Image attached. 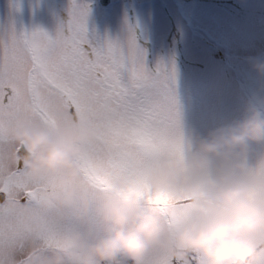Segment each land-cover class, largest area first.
Returning a JSON list of instances; mask_svg holds the SVG:
<instances>
[{
	"label": "snow or ice",
	"instance_id": "1",
	"mask_svg": "<svg viewBox=\"0 0 264 264\" xmlns=\"http://www.w3.org/2000/svg\"><path fill=\"white\" fill-rule=\"evenodd\" d=\"M89 12L83 0H70L55 35L0 25V264H16L29 239L51 244L73 226L55 222L42 207L55 181L33 180L11 164L5 129L13 123L54 129L75 117L94 133L77 161L83 189L95 196L118 183L169 226L199 211L182 194H154L145 182L162 159L180 158L190 147L175 61L149 66L131 25L124 40L90 35ZM250 163L264 170V159ZM155 264L170 262L160 254Z\"/></svg>",
	"mask_w": 264,
	"mask_h": 264
},
{
	"label": "clouds",
	"instance_id": "2",
	"mask_svg": "<svg viewBox=\"0 0 264 264\" xmlns=\"http://www.w3.org/2000/svg\"><path fill=\"white\" fill-rule=\"evenodd\" d=\"M245 61L264 92V59ZM5 134L13 166L55 181L42 207L73 225L51 244L29 239L16 264H155L160 254L170 264H264V170L250 163L264 144V96L250 98L239 119L190 134L182 157L162 159L147 177L152 193L182 194L199 209L173 226L118 183L95 196L79 185L81 145L94 136L79 119L54 129L17 122Z\"/></svg>",
	"mask_w": 264,
	"mask_h": 264
},
{
	"label": "rangeland",
	"instance_id": "3",
	"mask_svg": "<svg viewBox=\"0 0 264 264\" xmlns=\"http://www.w3.org/2000/svg\"><path fill=\"white\" fill-rule=\"evenodd\" d=\"M69 2L0 0V25L11 22L18 33L42 29L55 35L67 20ZM83 2L90 8V35L124 40L131 25L149 66L160 59L175 61L176 94L188 133L205 135L239 119L250 98L264 96L258 92L257 74L245 61L250 56L264 59V0H112L108 8ZM151 6L163 20L159 28L149 23ZM253 147L254 162L264 154V144Z\"/></svg>",
	"mask_w": 264,
	"mask_h": 264
},
{
	"label": "bare ground",
	"instance_id": "4",
	"mask_svg": "<svg viewBox=\"0 0 264 264\" xmlns=\"http://www.w3.org/2000/svg\"><path fill=\"white\" fill-rule=\"evenodd\" d=\"M146 13L148 14V20L151 25L155 26L156 28L161 27L163 20L160 18L159 11L155 6H151V8H149ZM118 24L119 27H121L120 30H122L123 22L118 20ZM120 35H124V33H121ZM258 156H260V154Z\"/></svg>",
	"mask_w": 264,
	"mask_h": 264
},
{
	"label": "flooded vegetation",
	"instance_id": "5",
	"mask_svg": "<svg viewBox=\"0 0 264 264\" xmlns=\"http://www.w3.org/2000/svg\"><path fill=\"white\" fill-rule=\"evenodd\" d=\"M91 1H94L96 2L97 5H101L103 7H110L111 4H112V0H107L106 4H103L100 0H91Z\"/></svg>",
	"mask_w": 264,
	"mask_h": 264
},
{
	"label": "trees",
	"instance_id": "6",
	"mask_svg": "<svg viewBox=\"0 0 264 264\" xmlns=\"http://www.w3.org/2000/svg\"><path fill=\"white\" fill-rule=\"evenodd\" d=\"M21 19V18H20ZM213 46L216 48V49H219L217 46V43H213ZM220 50V49H219ZM228 53H226L225 55H227ZM234 68H236V66L233 65ZM239 75V77L241 78L240 74L237 72V76Z\"/></svg>",
	"mask_w": 264,
	"mask_h": 264
},
{
	"label": "water",
	"instance_id": "7",
	"mask_svg": "<svg viewBox=\"0 0 264 264\" xmlns=\"http://www.w3.org/2000/svg\"><path fill=\"white\" fill-rule=\"evenodd\" d=\"M103 4H106L107 0H100Z\"/></svg>",
	"mask_w": 264,
	"mask_h": 264
}]
</instances>
